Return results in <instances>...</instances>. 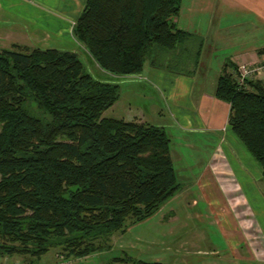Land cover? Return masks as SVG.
Returning <instances> with one entry per match:
<instances>
[{"label":"trees","instance_id":"1","mask_svg":"<svg viewBox=\"0 0 264 264\" xmlns=\"http://www.w3.org/2000/svg\"><path fill=\"white\" fill-rule=\"evenodd\" d=\"M180 3L84 0L70 32L104 72L137 74L146 59L157 62V50L193 34L175 24ZM236 77L225 61L213 95L228 103L227 125L264 180V86ZM119 88L85 71L75 49H0V255L40 264L52 247L64 257L101 250L112 232L149 217L178 190L164 128L103 115ZM112 261L167 264L126 254Z\"/></svg>","mask_w":264,"mask_h":264},{"label":"rangeland","instance_id":"2","mask_svg":"<svg viewBox=\"0 0 264 264\" xmlns=\"http://www.w3.org/2000/svg\"><path fill=\"white\" fill-rule=\"evenodd\" d=\"M21 1L25 12L38 14L36 19L32 17L29 20L31 24L28 23L27 27L23 25L26 31L32 27L31 35L25 31L6 30L0 35V49L9 47L13 42L28 46L75 49L85 71L95 78L114 81L120 86L119 96L104 110V116L116 117L115 112L126 105H131L132 112L148 107L151 110V116L148 117L150 122L164 126L170 138L169 151L179 182L178 190L149 217L127 225L123 231L112 232L109 247L78 257H64L60 254L59 247H52L41 256L39 263L120 264L112 261V257L126 254L167 264H264V180L261 178L258 162L229 126L226 134L223 131L214 133L183 129L181 119H178L180 116L174 108L176 101H184L183 97L176 100L167 98L166 103L158 86L149 83L147 79L122 78L100 70L82 44L71 35V21L61 25L64 29L60 30L63 32L61 37L52 39L53 34L49 30L51 19L57 20L52 16L54 12L65 8V0ZM16 8L18 6H14L12 10ZM201 17V13L194 14V18L198 20ZM13 20L21 22L17 18ZM252 21L251 16L233 17L228 28L222 29L224 37L233 42L240 39L245 45H249L258 36V30L252 25ZM10 22L12 21H6L7 26L15 24ZM221 41L223 43L225 39ZM213 42L208 36L203 42L200 55L195 46L189 51V58L200 61L199 71L193 81L195 88L201 83L207 89L211 86L212 73L208 72L207 75L203 66ZM220 44L216 43L214 55L221 56L225 51L226 48ZM147 63L146 59L145 67ZM181 72L185 74L184 71ZM251 76L253 77V72L248 77ZM155 104L157 106L153 109L152 105ZM169 111L173 112L178 122H171ZM220 162H224L226 169H231L232 180L237 185L236 192L226 193L223 189L227 185V176L221 172ZM236 195L244 197L242 206L232 203L231 199ZM162 213L165 218L161 217ZM171 213L173 216H169ZM28 259V256L16 253L0 255V264H26Z\"/></svg>","mask_w":264,"mask_h":264},{"label":"crops","instance_id":"3","mask_svg":"<svg viewBox=\"0 0 264 264\" xmlns=\"http://www.w3.org/2000/svg\"><path fill=\"white\" fill-rule=\"evenodd\" d=\"M83 1L65 0V8L54 12L52 17L57 18V20L51 19V28H48L51 30V34H53L51 36L53 40L61 37L63 34L60 31L61 29L64 30L63 26H61L63 23H68V21L73 23L82 7ZM22 4L23 1L21 0H0V35L4 34L6 30L25 31L31 35L30 31H32V27L30 29L27 28L28 31H26L25 27H27L28 23L31 24L29 20L32 17L36 19L38 14L37 12L33 14L30 11L25 12L26 9L22 7ZM14 6H18V9L12 10ZM197 13H201L202 21L194 18V14ZM245 15L253 17L252 25L258 30V36L249 45H245L240 39L234 42L231 39L227 41L222 29L228 28L227 26L232 23L230 21L233 17ZM16 18L20 19L19 21L21 22L18 23L13 20ZM6 21H12L15 24L13 26H7ZM174 21L178 28L190 31L193 34L174 49L169 50V52L160 49L157 50V62L153 64L148 62L146 67L143 66L140 73L118 76L122 78L135 77L147 79L149 83L158 86L162 96L164 95L163 99L166 103H168L167 98L176 100L177 98L183 97L184 101L182 103L176 101L174 104V108L178 116H180L178 119H181V127L183 129L214 133L223 131L226 134L228 127V103L213 95L214 83L217 74L220 72L221 65L225 61H230L237 67L240 64L256 65L260 63L262 55L260 49L264 47V0H181L180 8L174 17ZM226 34L225 36H227ZM208 36L214 41V44L209 48L210 54L204 61L203 69L207 75L208 72L212 73L210 79L211 86L207 89L201 83L198 88H195V82L193 81L195 80V74L199 71L200 61L197 58H189V51L195 46L197 54L200 55L203 42ZM222 39H225V42L222 43ZM216 43H222L220 46L226 48L221 56L213 54L217 49L215 47ZM230 68L227 67L228 70ZM181 71H184L185 74H182ZM178 74L183 77H179ZM253 77L259 78L264 86V67L260 68L257 72H253ZM149 106L151 107V104ZM156 106V104L152 105V108L154 109ZM130 107L131 105H126L125 108L118 110V112L116 111V118L118 116V118L124 120L129 119L151 123L148 118L151 116V110L148 107L136 109L134 112L130 111ZM169 115L172 123L178 122L173 112L169 111ZM161 126L164 127L163 125ZM185 143L188 144L187 142ZM219 164L221 172L227 176V185L223 189L226 193L231 191L236 192L237 185L232 180L231 169H226L224 162H220ZM231 200H233L232 203H239L241 206L242 202L245 201L242 195H236ZM170 215L173 216L172 213ZM162 216L165 218V214L163 215L162 213Z\"/></svg>","mask_w":264,"mask_h":264},{"label":"built area","instance_id":"4","mask_svg":"<svg viewBox=\"0 0 264 264\" xmlns=\"http://www.w3.org/2000/svg\"><path fill=\"white\" fill-rule=\"evenodd\" d=\"M264 67V53L261 55V60L259 64L246 66L243 64L238 65L237 67V77L236 80L238 83L243 82L244 78L248 77L252 72H257L260 68Z\"/></svg>","mask_w":264,"mask_h":264}]
</instances>
